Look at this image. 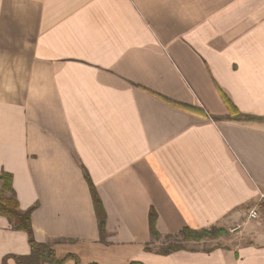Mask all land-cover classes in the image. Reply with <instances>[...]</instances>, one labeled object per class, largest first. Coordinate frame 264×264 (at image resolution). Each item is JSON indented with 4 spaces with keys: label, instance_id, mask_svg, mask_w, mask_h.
<instances>
[{
    "label": "crops",
    "instance_id": "obj_1",
    "mask_svg": "<svg viewBox=\"0 0 264 264\" xmlns=\"http://www.w3.org/2000/svg\"><path fill=\"white\" fill-rule=\"evenodd\" d=\"M1 171L57 259L264 264V0H0ZM183 227L227 234L156 252Z\"/></svg>",
    "mask_w": 264,
    "mask_h": 264
},
{
    "label": "trees",
    "instance_id": "obj_2",
    "mask_svg": "<svg viewBox=\"0 0 264 264\" xmlns=\"http://www.w3.org/2000/svg\"><path fill=\"white\" fill-rule=\"evenodd\" d=\"M227 106L233 115H239L237 109L226 100ZM190 109V108H187ZM84 176L88 182L91 198L93 201V207L96 214L98 231L101 241L105 235V212L101 201L97 195L95 187L93 186L88 174L84 172ZM34 206H31L25 210L19 207L18 200L15 195V191L12 187V175L9 172H0V215L4 216L12 229L23 231L27 235V241L30 247V252L26 255H7L3 257L2 264H7V259L12 258L16 264H60L66 258H73L75 264H78L77 258L68 254L62 259L55 257V251L48 243L38 242L33 236V230L31 225V212ZM149 232L153 238H158L160 234L155 229V214L149 213ZM227 234V231L223 228L209 227L200 229H190L183 227L176 234L166 235V244L156 248V252L159 254H169L173 251L183 249L182 241H201L203 239H214L220 235ZM145 249H150L145 247ZM97 264V263H90ZM130 264H144L139 261H131Z\"/></svg>",
    "mask_w": 264,
    "mask_h": 264
},
{
    "label": "rangeland",
    "instance_id": "obj_3",
    "mask_svg": "<svg viewBox=\"0 0 264 264\" xmlns=\"http://www.w3.org/2000/svg\"><path fill=\"white\" fill-rule=\"evenodd\" d=\"M253 208L255 209L256 212H257L258 209H263L264 210V202H258L255 206H253ZM257 216H258V212H257ZM253 222H255V220H253ZM251 228H252V226L250 224H248L246 226L245 231L246 232L247 231H252L253 232L252 237L255 240H257V241L264 239V229L263 228H257V229L253 228L252 230H251ZM26 237H27V235H26ZM27 243H28V241H27ZM212 244H216V242L209 243V245H212ZM217 244H219V243H217ZM9 261H10L11 264H16L15 261L12 258H9Z\"/></svg>",
    "mask_w": 264,
    "mask_h": 264
},
{
    "label": "built area",
    "instance_id": "obj_4",
    "mask_svg": "<svg viewBox=\"0 0 264 264\" xmlns=\"http://www.w3.org/2000/svg\"><path fill=\"white\" fill-rule=\"evenodd\" d=\"M258 202H264V193H261L259 195V198H258ZM248 217L250 218H256L257 217V212L255 211V209H250L248 211ZM236 227L232 228L231 231H233Z\"/></svg>",
    "mask_w": 264,
    "mask_h": 264
}]
</instances>
